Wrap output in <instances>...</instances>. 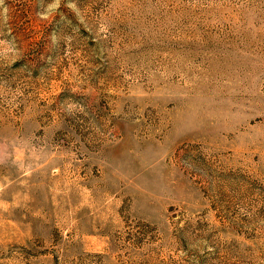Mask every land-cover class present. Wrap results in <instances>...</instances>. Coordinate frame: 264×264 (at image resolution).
I'll list each match as a JSON object with an SVG mask.
<instances>
[{"label": "rangeland", "instance_id": "rangeland-1", "mask_svg": "<svg viewBox=\"0 0 264 264\" xmlns=\"http://www.w3.org/2000/svg\"><path fill=\"white\" fill-rule=\"evenodd\" d=\"M0 264H264V0H0Z\"/></svg>", "mask_w": 264, "mask_h": 264}]
</instances>
